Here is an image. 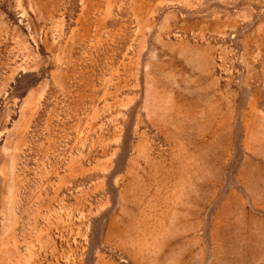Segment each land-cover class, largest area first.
Returning a JSON list of instances; mask_svg holds the SVG:
<instances>
[{"label":"rangeland","instance_id":"rangeland-1","mask_svg":"<svg viewBox=\"0 0 264 264\" xmlns=\"http://www.w3.org/2000/svg\"><path fill=\"white\" fill-rule=\"evenodd\" d=\"M0 264H264V0H0Z\"/></svg>","mask_w":264,"mask_h":264}]
</instances>
